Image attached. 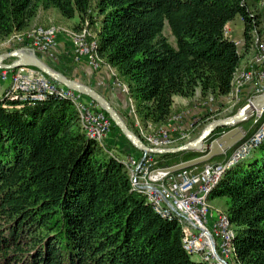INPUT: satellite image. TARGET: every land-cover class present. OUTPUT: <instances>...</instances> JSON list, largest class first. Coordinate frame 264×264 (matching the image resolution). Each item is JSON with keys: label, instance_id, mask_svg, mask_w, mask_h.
Segmentation results:
<instances>
[{"label": "trees", "instance_id": "trees-1", "mask_svg": "<svg viewBox=\"0 0 264 264\" xmlns=\"http://www.w3.org/2000/svg\"><path fill=\"white\" fill-rule=\"evenodd\" d=\"M254 1L0 0V42L28 30L40 11L76 19L78 30L94 29L97 56L125 85L137 120L162 128L174 97L231 93L241 52L261 36ZM236 19L244 27L240 51L224 37ZM165 24L176 46L163 35ZM232 149L208 163L225 161ZM201 155L151 158L168 168ZM211 196L222 201L238 263L264 264V141ZM182 237L176 219L160 217L132 191L115 156L85 138L68 100L0 101V264H205L191 260Z\"/></svg>", "mask_w": 264, "mask_h": 264}, {"label": "built area", "instance_id": "built-area-1", "mask_svg": "<svg viewBox=\"0 0 264 264\" xmlns=\"http://www.w3.org/2000/svg\"><path fill=\"white\" fill-rule=\"evenodd\" d=\"M259 2L264 8V0ZM84 33L85 29L77 33L74 40L75 53L80 57L87 56L89 63L97 67L102 60L97 56L94 43L88 47L83 43ZM55 36L56 31L52 28L38 29L32 34L30 43L34 49L46 51L54 46ZM229 36V31L225 28L224 37L230 39ZM233 42L240 51L241 41ZM5 81H9V88L0 101H44L50 96L68 100L74 106L80 130L85 138L102 147L100 137L109 129L110 123L103 114L95 112L90 105L82 102L79 95L65 89L57 92L44 79L43 74L33 69H18L11 75L6 70H0V82ZM250 81L255 86L248 101L264 94V41H255L250 67L234 76L232 91L226 100L238 102L240 89ZM123 92L126 94V88H123ZM261 116L264 118V110L256 116L254 124ZM263 140L264 119L252 136L231 150L225 161L206 163L201 168L193 167L172 174L160 173L161 169L155 167L156 163L149 154H142L138 159H115L128 172L132 191L143 195L160 217L176 219L183 233L182 248L186 254L198 256L199 261L205 264H239L237 249L233 245L232 226L223 214L214 215L209 212V199L225 172L246 159ZM166 141L164 131L149 142L158 147Z\"/></svg>", "mask_w": 264, "mask_h": 264}, {"label": "rangeland", "instance_id": "rangeland-1", "mask_svg": "<svg viewBox=\"0 0 264 264\" xmlns=\"http://www.w3.org/2000/svg\"><path fill=\"white\" fill-rule=\"evenodd\" d=\"M262 11H264V8H262V6L260 5L259 0H255L254 4H253V12H255L259 16V19H262L264 16ZM50 28H52L56 31L54 46L51 49H48L46 51H38L37 49H34L30 43V38H31L32 34L38 29H50ZM80 31L81 30H78L76 28V25L73 24L72 21L62 19L55 12H48V13L40 14L36 18V20H34L32 22L30 28L28 30H26L24 33H21L19 35H15L14 37H12L10 40H8L6 42H0V55L10 53V52H13L16 50L23 51L24 53H26L28 55H32V56L36 57L37 59H39L41 62H43L46 66H48L56 74L66 78L68 80H72V81L76 82L72 77H73L75 70L78 68L79 65H82V64L87 65L93 71H100L104 67H109L103 61L97 67H94L92 64L89 63L87 56L86 57L77 56V54L75 53L76 44H75L74 40L76 39V36H78L77 33ZM94 32H95L94 29H90V30L85 29V33H84L82 41L84 44H86L87 47H88V45L93 43L91 41H92V38L94 37ZM163 35L168 37L169 42L173 46H176L175 39H174V37L171 36L170 30H169V27L167 24H165V26L163 28ZM229 38L231 41H237V38L234 36V34H231L229 36ZM256 40L257 41L258 40L264 41V29H263V31L261 30L260 39H256ZM240 41H241V46H242L243 40H240ZM247 53H250V54L252 53L254 55V49L248 51ZM252 54L250 57L253 56ZM241 55H242V57H244V55H246V54H243V52H241ZM251 60L252 59H250V61ZM13 61H14L13 59H9L6 62H4V64L10 65L11 63H13ZM17 70L18 69L6 70V71L8 72L9 75H11V74L15 73ZM43 77L50 85H52L56 88L57 92H59V90L65 89L63 86H61V85L57 84L56 82L50 80L45 75H43ZM114 81H115V77H114ZM6 82H8V84H9V81H5V82H0V85L5 84ZM76 83H78V82H76ZM78 84H81V83H78ZM81 85H84V84H81ZM84 86H86V85H84ZM8 88H9V86L5 87L4 91H2L3 93H2L1 98L3 97V95L5 94V92L7 91ZM67 91H69V90H67ZM70 92H72V91H70ZM72 93H74V92H72ZM0 94H1V91H0ZM74 94H77V93H74ZM77 95H79V94H77ZM79 97H80L82 102L90 105L91 108H93V110L95 112L103 114V116L110 123L109 129L100 137V142L102 144L101 148H103L104 151H106L108 154H110L112 156L118 155L119 157H125V156L128 157L129 154H126V153H124V154L115 153L108 145L109 142H115V139L119 138L120 141H122L123 143L126 144V147L130 151L138 152L140 154V156H142V153L139 152L137 149H135L131 145V143L121 134V132L115 127L113 122L107 116V114L99 106H97L94 102H92L91 100H89L88 98H86L84 96L79 95ZM85 99H87V100H85ZM127 100H128L127 101L128 106H127V110L125 112H123L122 110L118 112L117 110H115L111 106V104L107 100L106 101L110 104V106L113 108V110L117 113V115L123 121L125 126L129 129V131L131 133H133L144 145H146L150 148H154V149H171V148L181 147V146L185 145L186 143H188V142L198 138L199 136H201L209 124L216 122V121H219V120H224V119L231 118V117L235 116L248 103V101L239 100V97H238V102H234V100H232V101L226 100L225 101L226 103L224 104L223 107L219 108L215 112L210 113L211 115L214 114L215 116L212 117L209 122L202 123L197 128L195 126L200 121L194 122L192 126L188 127L186 130H182L181 132H179L178 133L179 136L177 138V141H175L172 138V135H175V134L170 133L165 128V126L173 119V115L171 116L168 123L165 126H163L162 128H155L150 124H147V125L144 124L143 125V122H140L135 117L134 108H133L131 101L128 98H127ZM217 100L218 99L208 97V98H206V100L205 99L199 100V103L200 102L203 103V101H204L205 103L210 102V103H212V105H214V104L216 105V104H218V102H220V103L222 102V101H219V100L217 101ZM195 102H198V101H195ZM130 118H131V120H130ZM201 120H205V118H201ZM255 120H256L255 115L250 116L245 122L242 123V125L240 124L239 127H240L241 131L244 134H246V131L249 128H251V126L254 124ZM77 121L79 124L80 122L78 119H77ZM223 129L228 131L230 128L226 127ZM164 131L166 132L167 141L158 147L151 145L149 141L154 140L156 137H158V135L161 134V132H164ZM221 134H218V136H220ZM195 152L199 153V151H195ZM230 153H231V151H230ZM230 153H229V155H230ZM212 163H221V162H212ZM160 169H163V168H160ZM208 209H209V212L214 214V215L223 214L224 216H226L222 201H217L214 204L209 203ZM191 260L193 262H199V257L198 256H191ZM230 264H232V263H230Z\"/></svg>", "mask_w": 264, "mask_h": 264}, {"label": "water", "instance_id": "water-1", "mask_svg": "<svg viewBox=\"0 0 264 264\" xmlns=\"http://www.w3.org/2000/svg\"><path fill=\"white\" fill-rule=\"evenodd\" d=\"M9 59H13V63L5 65L4 62ZM22 68L33 69L63 86L66 90L77 93L94 102L107 114L115 127L131 143V145L142 154L166 155L187 151H199L203 154L193 160L159 170L162 174H172L181 170L190 169L200 164L208 163L214 157L224 155L228 150L240 144L241 140L244 138L245 134L241 131L239 125L245 122L250 116H259L261 112L258 113L257 110H264V94L255 96L252 100L248 101V103L235 116L209 124L201 136L186 143L185 145L171 149H154L144 145L133 133H131L110 104L94 90L56 74L39 59L32 55H28L23 51L16 50L0 55V70H14ZM226 127H229L230 129L222 133L217 138L212 139L217 130Z\"/></svg>", "mask_w": 264, "mask_h": 264}, {"label": "crops", "instance_id": "crops-1", "mask_svg": "<svg viewBox=\"0 0 264 264\" xmlns=\"http://www.w3.org/2000/svg\"><path fill=\"white\" fill-rule=\"evenodd\" d=\"M48 12H55L59 15V13L56 12L55 10L46 11V12L40 11L38 12L36 18L38 17V15L48 13ZM262 12L264 15V11ZM36 18L34 20H36ZM71 21L73 22V24L75 25L77 24L76 19L71 20ZM225 28L228 29L230 35L234 34L237 40H242L244 27H243L242 22L239 19H236L228 23ZM260 29L262 31L264 29V16L262 19H260ZM251 54L246 53V55L242 57L241 65L237 72V75L241 71H246L249 69L250 67L249 61L253 57V56L250 57ZM115 76H116L115 70L110 67H104L100 71H93L87 65L82 64V65H79L78 68L75 70L72 78L76 82L84 84L90 89L97 92L99 95L105 98L111 104V106L118 112L121 110L125 112L128 106L127 96L123 92V88H125V85L116 82V80L114 81ZM8 86H9L8 82L0 85V91H1L0 99L3 93L2 91H4L5 87H8ZM254 86H255V83L253 81L246 83L240 89L239 100L248 101V99L251 98L252 96V91H253ZM217 99L222 102L221 103L218 102V104L216 105L215 104L212 105V103L210 102L205 103L204 101L203 103L201 102L199 103V100H202L200 97L199 91L196 92L195 96L192 99H185V98H181L178 96L174 97L173 104L171 107V113L173 115V119L165 126V128L170 133L175 134V135H172V138L175 141H177V138L179 136L178 133L192 126L194 122L200 121L198 124H196L195 126L196 128L199 127L202 123L209 122L211 118L215 116L214 114L211 115L210 113L217 111L219 108L223 107L224 104L226 103L225 102L226 97L217 98ZM195 101H198V102H195ZM201 118H205V120H201ZM144 124L147 125L148 123L143 122V125ZM108 145L117 154L126 153V154H129L128 157H134L135 159H138L141 157L138 152L130 151L126 147V144L120 141L119 138H116L115 142H109ZM115 157L124 158V157H119L118 155H115ZM217 201L219 200H217L215 197H212V196L209 199L210 204H214Z\"/></svg>", "mask_w": 264, "mask_h": 264}, {"label": "bare ground", "instance_id": "bare-ground-1", "mask_svg": "<svg viewBox=\"0 0 264 264\" xmlns=\"http://www.w3.org/2000/svg\"><path fill=\"white\" fill-rule=\"evenodd\" d=\"M262 110H257L258 113H260Z\"/></svg>", "mask_w": 264, "mask_h": 264}]
</instances>
